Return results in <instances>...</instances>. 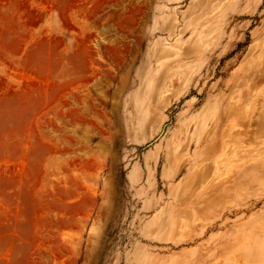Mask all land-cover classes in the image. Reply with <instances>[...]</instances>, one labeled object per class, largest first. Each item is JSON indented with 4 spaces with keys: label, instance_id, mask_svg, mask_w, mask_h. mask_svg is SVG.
<instances>
[{
    "label": "rangeland",
    "instance_id": "rangeland-1",
    "mask_svg": "<svg viewBox=\"0 0 264 264\" xmlns=\"http://www.w3.org/2000/svg\"><path fill=\"white\" fill-rule=\"evenodd\" d=\"M0 264H264V0H0Z\"/></svg>",
    "mask_w": 264,
    "mask_h": 264
},
{
    "label": "bare ground",
    "instance_id": "bare-ground-1",
    "mask_svg": "<svg viewBox=\"0 0 264 264\" xmlns=\"http://www.w3.org/2000/svg\"><path fill=\"white\" fill-rule=\"evenodd\" d=\"M55 41H56V40H55ZM57 41H58V40H57ZM171 64H173V63H171ZM168 81H169V80H168ZM168 81H167V82H168ZM175 82H176V81H175ZM175 82H174V84H176ZM171 86H172V85H171Z\"/></svg>",
    "mask_w": 264,
    "mask_h": 264
}]
</instances>
